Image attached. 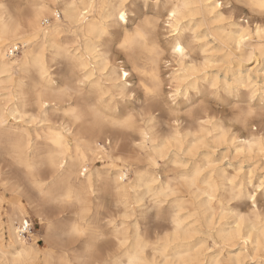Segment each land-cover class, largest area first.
<instances>
[{"label": "clouds", "instance_id": "1", "mask_svg": "<svg viewBox=\"0 0 264 264\" xmlns=\"http://www.w3.org/2000/svg\"><path fill=\"white\" fill-rule=\"evenodd\" d=\"M0 264H264V0H0Z\"/></svg>", "mask_w": 264, "mask_h": 264}]
</instances>
